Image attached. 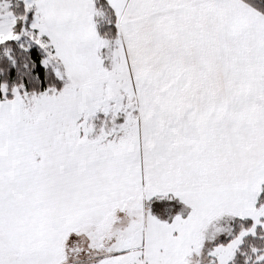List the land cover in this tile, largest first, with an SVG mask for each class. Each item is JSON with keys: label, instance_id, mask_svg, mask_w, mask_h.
Masks as SVG:
<instances>
[{"label": "snow or ice", "instance_id": "obj_1", "mask_svg": "<svg viewBox=\"0 0 264 264\" xmlns=\"http://www.w3.org/2000/svg\"><path fill=\"white\" fill-rule=\"evenodd\" d=\"M0 264H264V0H0Z\"/></svg>", "mask_w": 264, "mask_h": 264}]
</instances>
